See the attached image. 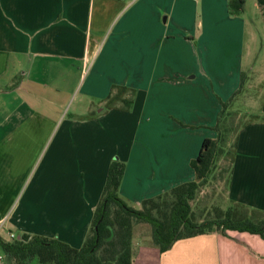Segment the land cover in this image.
Here are the masks:
<instances>
[{
    "label": "crops",
    "instance_id": "obj_1",
    "mask_svg": "<svg viewBox=\"0 0 264 264\" xmlns=\"http://www.w3.org/2000/svg\"><path fill=\"white\" fill-rule=\"evenodd\" d=\"M230 6H243V12L232 15ZM258 33L264 37V0H0V176L8 175L11 160L18 166L52 133L53 159L70 138L80 151L91 152L87 126L96 121L62 122L64 110L84 116L104 104L113 86H126L136 100L132 118L117 120L123 138L135 132L136 123L144 135L152 132L151 143L162 137L165 147L154 154H120L126 162L120 196L139 209L144 199L192 181L190 162L203 140L215 137L220 102L239 88L242 73L264 79L253 65L255 49L263 45ZM87 51L97 53L84 73ZM261 96L255 114L264 113V92ZM141 111L142 120L134 115ZM113 112L97 119L106 122ZM146 116L150 130L143 125ZM173 118L200 129L174 137L173 129L179 128ZM66 122L73 123L71 137L69 128L61 131ZM99 135L95 144L105 145L107 134ZM117 138L120 144V134ZM95 159L107 178L111 162ZM100 185L99 194L103 178ZM56 198L43 204L46 219L38 224L17 221L16 210L10 218L12 200L5 207L0 201V221L4 227L12 223L7 234L58 238L80 248L98 198L85 204ZM228 198L264 211V122L239 133ZM140 254L134 264H264V240L247 233L206 234L179 240L162 254L141 247Z\"/></svg>",
    "mask_w": 264,
    "mask_h": 264
},
{
    "label": "trees",
    "instance_id": "obj_2",
    "mask_svg": "<svg viewBox=\"0 0 264 264\" xmlns=\"http://www.w3.org/2000/svg\"><path fill=\"white\" fill-rule=\"evenodd\" d=\"M239 3L243 4L242 1ZM230 8L232 15L243 12V6ZM248 79L247 73H242L239 88L228 100L220 102L221 110L212 128L215 137L205 138L197 157L190 162L194 173L192 181L144 199L140 208L135 209L119 194L125 165L113 160L80 248L58 238L37 234L24 233L13 239L0 235L4 256L12 264H133L134 240L139 226L149 227V246L160 254L170 250L179 240L206 234L247 233L264 240V211L228 198L239 133L249 124L264 122V113L240 115L234 109L241 105L248 91ZM133 93L135 91L126 86H113L103 101L105 108L112 110L120 103L130 108ZM261 101L262 96L260 104ZM94 115L95 111H92L78 118L92 120ZM214 181L225 182L224 191L229 203L225 207L213 202L212 194L203 195Z\"/></svg>",
    "mask_w": 264,
    "mask_h": 264
},
{
    "label": "rangeland",
    "instance_id": "obj_3",
    "mask_svg": "<svg viewBox=\"0 0 264 264\" xmlns=\"http://www.w3.org/2000/svg\"><path fill=\"white\" fill-rule=\"evenodd\" d=\"M259 36L263 41V45L257 46L255 49V55L253 56L254 68L259 69L264 72V37L262 33ZM248 75V74H247ZM247 87L248 91L243 96L241 105H237L234 109L239 111L240 115L258 113L260 109L261 95L264 92V79L260 78V74L256 72L249 71ZM132 104L130 108H125L122 103L117 105V108L109 110L105 108L103 104L99 109H95L94 119L92 120H80L79 116H72L70 107L64 110L61 117V121L68 122H78V124L96 121L88 127L87 131L92 134L93 147L91 152L87 151L86 154L92 155V159L89 156L79 150V144L70 138L69 143L63 145L64 149L60 151L57 159H53L56 152L53 151V147L49 149L52 136L47 142L38 143L33 145L28 151L25 158L21 161L18 166H15V162L11 160V166L9 168V173L7 176H0V201L3 206H7V203L12 200V207L9 211V217L12 218V213L16 210L15 218L17 221L27 224H38L41 218L46 219L44 215L43 204L52 202L54 199L59 200L57 195H59L61 200L72 199V200H82V202H88L93 198H98V202L101 198V193L99 194L100 183L105 184L106 174L102 172L100 166H96V156L100 159H108L109 162L113 160H119V156L129 153H159L164 152L165 143L161 141L159 143H151L149 134L144 135L140 129L137 128V124L134 123L135 132L131 131L130 135L126 132L123 138V129L117 127V120L120 122H125L126 120L132 118V113L134 112V104L136 100V93L131 96ZM228 100V99H227ZM71 104V103H70ZM101 109V110H100ZM221 110V109H220ZM114 111L113 115L109 116L108 121L103 122L97 118H100L107 113ZM121 113V114H120ZM87 111L83 115H87ZM142 111L140 113L136 112L137 116H140L142 120ZM123 118H120L122 117ZM246 115V116H247ZM148 116L144 119V127L149 129L148 121H146ZM242 117V116H241ZM136 119L133 117V121ZM173 123L177 128L173 129L174 137L179 135H190V133H185V130L197 131L200 128L193 127L192 125L184 122L178 121L173 118ZM63 122V121H62ZM62 122L60 124H62ZM73 123L68 125L67 122L63 124L61 131L65 128L72 127ZM121 126V123H120ZM58 127V126H57ZM57 127L55 129H57ZM138 130H140L138 132ZM150 130V129H149ZM168 132L169 130L164 128H158V131ZM182 131V132H181ZM100 132L99 136L107 134L109 141L104 145L98 146L95 144L96 133ZM72 129H68V135L71 137ZM83 136L84 131H80ZM90 134V135H91ZM120 134V144H116L118 141V136ZM118 135V136H117ZM123 140L125 141L123 143ZM175 142V141H174ZM129 145V146H128ZM129 148H128V147ZM168 146V145H167ZM166 146V147H167ZM167 150V149H165ZM175 150V149H174ZM16 156V155H14ZM44 157V158H43ZM125 165L126 162L121 161ZM225 182H213V186L209 189L204 190L205 193L212 194V201L221 203L224 207L227 206L228 200L225 190ZM104 187V185H103ZM213 191V192H212ZM99 194V196H98ZM120 194V192H119ZM132 204V205H131ZM130 206L135 207L133 203H129ZM25 211L24 215L21 213ZM8 219V218H7ZM11 221L0 229V235L6 239H10L7 234V230L11 225ZM14 229V227H12ZM16 230V229H14ZM13 234L18 237L24 234L23 232L13 231ZM150 230L148 226H139L137 228V233L135 236V258L139 259L140 248L150 247ZM0 256L3 257L2 264H12L8 258H6L0 248ZM134 258V261H135ZM156 256L150 259H155ZM140 260V259H139ZM1 264V263H0ZM134 264V263H133ZM144 264V263H139Z\"/></svg>",
    "mask_w": 264,
    "mask_h": 264
},
{
    "label": "built area",
    "instance_id": "obj_4",
    "mask_svg": "<svg viewBox=\"0 0 264 264\" xmlns=\"http://www.w3.org/2000/svg\"><path fill=\"white\" fill-rule=\"evenodd\" d=\"M96 51H87L85 57H84V73H87L91 67L92 60L96 56ZM4 220L0 221V229L3 227ZM8 237L10 239L15 238L16 236L13 233H8ZM3 260V257L0 256V261Z\"/></svg>",
    "mask_w": 264,
    "mask_h": 264
}]
</instances>
